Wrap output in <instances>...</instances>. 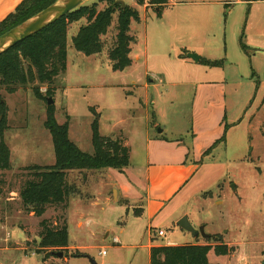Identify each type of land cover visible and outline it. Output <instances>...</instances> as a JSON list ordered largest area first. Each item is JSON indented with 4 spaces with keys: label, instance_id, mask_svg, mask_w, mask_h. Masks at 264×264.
<instances>
[{
    "label": "rangeland",
    "instance_id": "374dc122",
    "mask_svg": "<svg viewBox=\"0 0 264 264\" xmlns=\"http://www.w3.org/2000/svg\"><path fill=\"white\" fill-rule=\"evenodd\" d=\"M120 1L134 4L132 0ZM104 7L106 3L100 5V9ZM156 15L151 11L149 19H156ZM117 18L118 14L103 37V53L95 56H86L73 45L84 22L69 27L67 71L47 100L53 101L60 125L69 121L70 140L83 152L94 153L93 124L98 122L102 137L126 139L130 165L122 172H70L74 192L69 209L49 207L42 218L27 213L20 197L28 175L24 169L56 162L52 136L45 128L50 105L36 98L32 85L22 86L14 94L1 88L0 99L8 110L6 118L0 115V126L7 127L5 142L11 150V169L1 174L0 264H149L147 224L135 216L141 202L125 200L116 183L134 186L135 175L146 168L149 131L161 129L170 139L180 138V134L187 139L200 82L225 86L220 95L221 121L227 117L222 137L227 124L229 130L225 141L201 163L196 181L207 188L185 203L173 221H164L163 216L156 221L153 241L161 245L207 243L208 238L196 239L178 226L187 216L195 228L205 226L208 235L218 236L232 249L227 256L211 252V264H264V49L255 50L244 41L248 46L244 51L236 39L235 50L228 30V51L224 36L221 49L208 52L212 60L224 59L223 67L186 65L176 55L173 46L179 43L172 35L166 33L158 41L150 30L146 41L144 30L135 24L138 32L132 34V66L116 72L109 51L117 36ZM137 55L140 60L135 59ZM41 91L46 93L47 88ZM44 219H60L61 224L67 220L71 248L62 258L34 253ZM160 231L164 237L159 236ZM116 236L120 243L114 241ZM77 252L84 256L73 257Z\"/></svg>",
    "mask_w": 264,
    "mask_h": 264
},
{
    "label": "trees",
    "instance_id": "16d2710c",
    "mask_svg": "<svg viewBox=\"0 0 264 264\" xmlns=\"http://www.w3.org/2000/svg\"><path fill=\"white\" fill-rule=\"evenodd\" d=\"M58 0H24L16 10L0 23V36L35 17ZM120 0H99L92 4L84 3L63 18L51 24L24 42L16 45L0 56V90L6 88L9 94L17 92L18 88L32 85L36 98L47 100L53 96L54 86L60 76L67 71V35L69 27L82 20L81 26L73 39L74 48L86 55L95 56L104 51L105 37L117 18V36L114 46L109 51L113 70L125 71L132 66L131 52L134 38L130 35L132 22L140 21L139 11L131 6L119 3ZM169 0H136L138 6L148 4L156 8L161 16ZM106 7L100 9V5ZM242 49L247 51L241 42ZM182 58V55H181ZM200 64L211 68L224 66V60H207L202 58ZM46 87V93L41 91ZM7 106L0 99V115L6 118ZM69 119V118H68ZM45 128L53 140L56 162L53 166H29L24 169L28 173L20 197L24 210L37 218H42L49 207L68 209L74 187L69 183L70 172H91L114 169L122 172L130 165V147L126 139L102 137L99 124H93L94 153L83 152L70 140L69 121L60 125L56 119L54 106L47 109ZM224 136L214 144L205 156L210 155L219 142L226 139L229 130L227 125ZM6 125L0 126V185L1 174L11 169V150L5 142ZM85 173V174H86ZM44 219L40 223V244L36 252L67 253L70 247L67 220L61 224ZM214 251L217 256H227L232 249L221 242L218 236H210L205 244H187L178 246H157L151 249V264H211L209 253ZM80 252L73 257H83Z\"/></svg>",
    "mask_w": 264,
    "mask_h": 264
},
{
    "label": "crops",
    "instance_id": "0c3cea01",
    "mask_svg": "<svg viewBox=\"0 0 264 264\" xmlns=\"http://www.w3.org/2000/svg\"><path fill=\"white\" fill-rule=\"evenodd\" d=\"M23 1L0 0V23L12 14ZM132 1L134 4L131 7L139 11L140 21L132 22L130 35L135 38L132 34L135 31L138 32L137 27H134L135 24L144 30L143 35L146 41H148L150 30L154 34V39L157 38L158 41L166 33L172 35V38L179 43L178 46H173L177 51L176 55L186 65L200 64L202 58L214 59L213 55L208 52L219 51L222 46L221 38L224 36L228 51V30H231V42L235 50L236 39L241 49V42L246 45L244 41L255 50L264 49V0H169L162 15H156V19H149L151 11H155L156 14L159 12L156 8L148 4L138 6L135 0ZM174 11L175 15H173ZM81 22H84L83 25L86 24L85 20ZM248 46L246 45L247 48ZM145 54L147 55V52ZM191 54L199 56V62L189 58ZM135 59L140 60L138 55ZM225 91L224 85L221 86L215 82L197 84L193 102L194 123L191 133L186 136L188 140L183 138L182 134H180V138L170 139L164 135V130L162 133H159V130L156 133L149 131L146 141L148 154L146 168L142 173L135 175L134 186L129 183L125 185L116 183L125 200L141 202L135 216L147 224L149 264H151V249L163 246L156 244L151 234L156 221L162 216L164 221H173L181 211L183 212L182 208L185 203L207 188L202 186L203 182L198 183L196 177L203 160L211 157L213 153L206 157L205 152L222 137L223 125L226 124L227 117L221 121L223 104L221 105L220 95ZM220 143L222 142L218 144ZM137 183L138 186L135 185ZM181 218L182 216L179 219ZM78 225H81V222ZM123 232L121 230L122 234ZM108 237L109 233L106 235V238ZM115 240L120 243L119 237H114ZM189 244L205 243L196 241ZM166 245L184 244L168 242ZM210 253L208 258H210Z\"/></svg>",
    "mask_w": 264,
    "mask_h": 264
},
{
    "label": "water",
    "instance_id": "95a60500",
    "mask_svg": "<svg viewBox=\"0 0 264 264\" xmlns=\"http://www.w3.org/2000/svg\"><path fill=\"white\" fill-rule=\"evenodd\" d=\"M88 0H58L55 4L48 7L35 17L31 18L30 20L24 22L23 24L19 25L18 27L12 29L11 31L3 34L0 36V56L6 53L11 48L15 47L16 45L24 42L31 36L39 33L40 31L44 30L51 24L55 23L59 19L66 16L68 13L74 11ZM119 3L125 6L124 1H119ZM189 58L194 60L195 62H199L200 57L191 54ZM53 101L51 99L48 100V105H52ZM159 133H162V130H159ZM235 188V187H234ZM178 226L188 232L191 233L194 238H209L205 231V226H201L200 228H195L190 220L189 217H183L179 222ZM56 257L62 258L64 256L63 252L55 253ZM93 264H96L95 261H92Z\"/></svg>",
    "mask_w": 264,
    "mask_h": 264
},
{
    "label": "built area",
    "instance_id": "2783aa9c",
    "mask_svg": "<svg viewBox=\"0 0 264 264\" xmlns=\"http://www.w3.org/2000/svg\"><path fill=\"white\" fill-rule=\"evenodd\" d=\"M159 236H160V237H164V236H165V233H164L163 231H160V232H159ZM115 242L118 243L117 240H115ZM104 254H105V252L103 253V255H104Z\"/></svg>",
    "mask_w": 264,
    "mask_h": 264
},
{
    "label": "flooded vegetation",
    "instance_id": "af4514ba",
    "mask_svg": "<svg viewBox=\"0 0 264 264\" xmlns=\"http://www.w3.org/2000/svg\"><path fill=\"white\" fill-rule=\"evenodd\" d=\"M3 103V102H2Z\"/></svg>",
    "mask_w": 264,
    "mask_h": 264
}]
</instances>
